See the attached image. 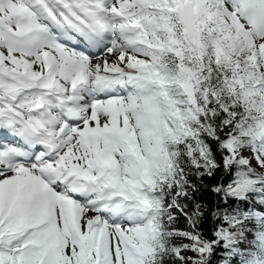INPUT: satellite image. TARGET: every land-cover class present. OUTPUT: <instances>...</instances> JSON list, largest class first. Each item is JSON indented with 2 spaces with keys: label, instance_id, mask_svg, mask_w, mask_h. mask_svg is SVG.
<instances>
[{
  "label": "snow or ice",
  "instance_id": "1",
  "mask_svg": "<svg viewBox=\"0 0 264 264\" xmlns=\"http://www.w3.org/2000/svg\"><path fill=\"white\" fill-rule=\"evenodd\" d=\"M0 264H264V0H0Z\"/></svg>",
  "mask_w": 264,
  "mask_h": 264
}]
</instances>
